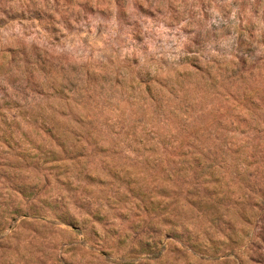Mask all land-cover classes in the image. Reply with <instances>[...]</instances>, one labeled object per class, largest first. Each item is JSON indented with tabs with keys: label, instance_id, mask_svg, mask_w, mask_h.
Segmentation results:
<instances>
[{
	"label": "rangeland",
	"instance_id": "374dc122",
	"mask_svg": "<svg viewBox=\"0 0 264 264\" xmlns=\"http://www.w3.org/2000/svg\"><path fill=\"white\" fill-rule=\"evenodd\" d=\"M0 264H264V0H0Z\"/></svg>",
	"mask_w": 264,
	"mask_h": 264
}]
</instances>
